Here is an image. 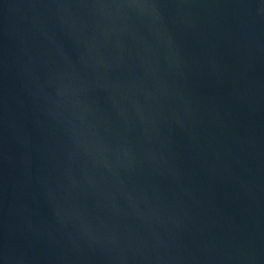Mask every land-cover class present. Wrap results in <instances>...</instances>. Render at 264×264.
I'll return each mask as SVG.
<instances>
[{
	"label": "water",
	"instance_id": "water-1",
	"mask_svg": "<svg viewBox=\"0 0 264 264\" xmlns=\"http://www.w3.org/2000/svg\"><path fill=\"white\" fill-rule=\"evenodd\" d=\"M0 264H264V0H0Z\"/></svg>",
	"mask_w": 264,
	"mask_h": 264
}]
</instances>
